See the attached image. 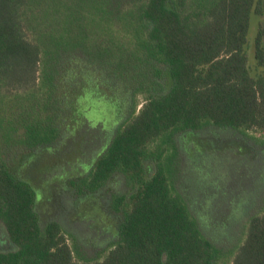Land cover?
I'll list each match as a JSON object with an SVG mask.
<instances>
[{
	"label": "trees",
	"instance_id": "trees-1",
	"mask_svg": "<svg viewBox=\"0 0 264 264\" xmlns=\"http://www.w3.org/2000/svg\"><path fill=\"white\" fill-rule=\"evenodd\" d=\"M253 14L264 17V0H0V224L11 245L0 264H264V209L222 247L179 180L185 136L264 135V22L251 44ZM104 101H120L125 120L83 173L60 179L81 199L113 193L116 241L84 258L61 223L42 219L24 166L76 138Z\"/></svg>",
	"mask_w": 264,
	"mask_h": 264
},
{
	"label": "rangeland",
	"instance_id": "rangeland-1",
	"mask_svg": "<svg viewBox=\"0 0 264 264\" xmlns=\"http://www.w3.org/2000/svg\"><path fill=\"white\" fill-rule=\"evenodd\" d=\"M263 22L264 17L251 16V44ZM253 52L251 47V64ZM113 96L115 101L117 98ZM111 104L107 101L92 104L91 112L85 115L88 125L82 126V120L77 124L76 138L66 145H55L49 152L39 151L24 166L29 174L27 179L43 194L39 207L42 219L61 223L72 237L70 243L84 258L97 257L116 241L117 219L108 207L113 193L106 187L98 195L100 201L81 199L67 190L60 179L83 173V168L89 167L106 146L110 137L107 132L114 123L125 120L126 111L121 102ZM72 130L69 125V134ZM240 138L239 134L223 129L187 135L184 137L187 148H183L182 163L179 162L182 191L207 236L225 248L237 245L243 239L249 218L264 209V135H258L257 141ZM120 181L113 185L118 192L125 188L122 182L118 189ZM10 248L0 224V250Z\"/></svg>",
	"mask_w": 264,
	"mask_h": 264
}]
</instances>
